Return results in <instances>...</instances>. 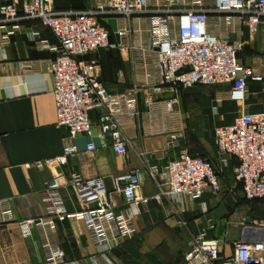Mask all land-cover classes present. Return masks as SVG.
<instances>
[{
  "label": "built area",
  "instance_id": "1",
  "mask_svg": "<svg viewBox=\"0 0 264 264\" xmlns=\"http://www.w3.org/2000/svg\"><path fill=\"white\" fill-rule=\"evenodd\" d=\"M124 20L137 25L134 30L142 40L127 43L128 27L118 29V43L110 41L108 20ZM264 19V0H103L82 11H56L54 0H23L0 6V39L6 41L21 31L18 23L36 20L56 40L55 53L48 61L53 78L56 125L68 131V139L79 135L92 137L90 113L97 114V139L120 157H126L135 120L143 114L140 95L149 88L142 104L153 134L165 133L157 125L169 123L175 116L176 99H160L164 89L227 87L231 101L242 104L248 83L264 84V76L244 65L239 54L245 47L241 27L255 35ZM117 24V23H116ZM8 26V30L6 28ZM233 34L235 39L231 38ZM32 40L37 33H30ZM141 39V38H140ZM42 49H49L45 43ZM136 53L133 63L143 81L137 80L123 93L109 92L100 80L97 60H84L102 49ZM264 58V52H263ZM161 119V124L157 120ZM155 129V130H154ZM171 132L168 148L176 146ZM214 143L221 155L236 161L233 170L249 203L264 201V114L240 112L230 125L215 127ZM109 141V143H108ZM96 149L90 141L88 153ZM76 153L66 144L51 162L58 174L41 193L45 217L29 218L18 223L24 237L33 230L39 233L46 264H71L54 239L58 224L67 213L59 191L70 187L81 206V215L90 242L99 249L112 250L137 234L136 220L140 207L163 200L182 202L200 199L209 190L218 194L219 177L212 164L202 156L182 153L162 169L150 166L133 169L114 178L108 191L101 178H84L62 167ZM40 168L42 163H37ZM143 173L155 184L152 195H141ZM123 197L125 211L116 213L113 196ZM0 214L5 222L13 220L12 203L0 200ZM243 237L231 243L232 254L225 256L218 241L204 234L193 235L181 264H264V220L242 224Z\"/></svg>",
  "mask_w": 264,
  "mask_h": 264
},
{
  "label": "crops",
  "instance_id": "2",
  "mask_svg": "<svg viewBox=\"0 0 264 264\" xmlns=\"http://www.w3.org/2000/svg\"><path fill=\"white\" fill-rule=\"evenodd\" d=\"M22 1L0 0V6L4 3L20 4ZM102 1L54 0V8L59 12L82 11ZM115 24L118 29L128 27L131 30L127 43L135 45L140 40L143 41V35L139 37L134 33L137 25L124 20H117ZM18 26L21 31L6 41L0 39V200L9 199L13 209V220L10 222H5L0 214V264H46L39 233L33 230L30 237H24L18 223L29 218L45 217L46 207L41 193L45 185L58 174V167L51 161L62 153L66 144L74 146L76 153L61 170L66 175L75 172L84 178H101L108 191H113L115 177L133 169H143L146 161L150 166L162 169L182 153L191 156L201 154L193 149L187 136L185 116L178 108L176 94L181 89L175 93L170 89L163 90L160 99H176L175 116L169 123L157 120L160 124L162 121L161 125H157L158 128L167 131L153 134L145 114L147 110L142 104L143 96L149 88L143 87L140 95V110L143 115L135 120L134 130L128 131L131 139L126 157H120L109 146L101 145L96 137L97 114L94 112L90 113L94 126L92 137L79 135L68 139V131L56 125L53 78L48 66V61L55 56L50 49L56 46V40L36 20L22 21ZM6 28L8 30V26ZM110 32V41L118 43L113 32ZM30 33H37V38L32 40ZM230 36L232 39L237 38L233 34ZM241 38L245 42V47L239 54L242 63L264 76V19L255 35H251L245 26L241 27ZM41 42L50 48L42 49L39 45ZM108 51L117 55L122 68L118 71L110 70L104 78L100 64ZM252 53L256 55L253 61L248 58ZM135 57L136 53L133 51L129 50L124 54L114 48L99 50L84 60H97L104 87L109 92L120 94L135 81H143L140 71L133 63ZM213 92L210 113L213 118L217 117L212 119L213 126L210 129L213 144L203 145L202 157L212 164L218 174L220 192L214 194L207 190L195 201L184 198L182 202L163 200L161 203L142 205L136 220L137 236L135 235L134 243H126V247L107 251L90 242L81 206L72 189L67 187L60 190L59 195L67 216L63 223L58 224L54 239L69 263L126 264L123 260L129 253L123 249L126 250L127 247L145 262L147 258L151 259V254L162 246L164 240L171 238L175 243L174 235H179L182 245L178 252L181 257L169 264H181L188 252L191 237L199 233L218 241L223 255L230 256L231 243L243 237L242 224L251 220H264V201L249 203L245 200L241 185L236 182L233 173L235 159L221 155L213 137L215 127L230 125L240 112L264 114V84L248 83L242 104L229 99L227 87H213ZM168 129L177 136L176 146L172 148L167 147L171 135ZM90 141L96 147L92 153L86 151V145ZM37 163H42V166L38 168ZM237 189L241 192V198L237 197ZM155 191V184L143 173L139 193L149 196ZM234 197L238 199L233 201ZM113 201L116 213L125 211L122 195L115 194ZM139 235H143L141 240ZM144 264L151 263L147 260Z\"/></svg>",
  "mask_w": 264,
  "mask_h": 264
},
{
  "label": "rangeland",
  "instance_id": "3",
  "mask_svg": "<svg viewBox=\"0 0 264 264\" xmlns=\"http://www.w3.org/2000/svg\"><path fill=\"white\" fill-rule=\"evenodd\" d=\"M255 56L256 55L252 53L248 58L253 61V59H256ZM100 67L102 69L104 78L108 75L110 70L118 71L122 68L119 58L111 51H108L104 54V59L101 62ZM213 95V87H199L188 90L181 89L176 94L178 99V108L183 113L186 119L187 136L191 140L193 149L199 152V154H201L200 156H202V154L204 153V151H202L203 145L212 146L213 144V142L211 141L212 139L210 129L213 126L212 119H217V117L213 118L210 113V109L213 104ZM236 194L237 197L241 198L240 190L237 189ZM237 197H234L236 199L232 198L233 201L237 200ZM136 236L119 243L113 248V250L126 247V243H134ZM139 236H141V240L143 235ZM174 237H176L175 243L170 240L171 238L164 240L161 244L162 246L151 254V259L147 258L145 262H147L148 260V263L151 264H169L177 258L180 259L181 256L178 250L182 244L180 242L179 235H174ZM123 251H127L129 253V256H126L125 260H123V263H145L142 257H139L135 253L129 251L128 247L126 248V250L123 249Z\"/></svg>",
  "mask_w": 264,
  "mask_h": 264
},
{
  "label": "water",
  "instance_id": "4",
  "mask_svg": "<svg viewBox=\"0 0 264 264\" xmlns=\"http://www.w3.org/2000/svg\"><path fill=\"white\" fill-rule=\"evenodd\" d=\"M107 26L108 28L113 32V33H116V24H115V20H108L107 21ZM115 38H116V41L118 42V36L117 34H115Z\"/></svg>",
  "mask_w": 264,
  "mask_h": 264
}]
</instances>
